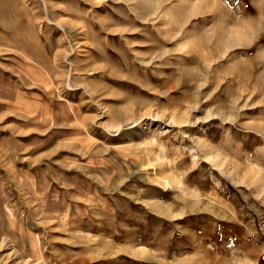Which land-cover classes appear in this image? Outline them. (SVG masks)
I'll return each mask as SVG.
<instances>
[{
    "label": "rangeland",
    "instance_id": "1",
    "mask_svg": "<svg viewBox=\"0 0 264 264\" xmlns=\"http://www.w3.org/2000/svg\"><path fill=\"white\" fill-rule=\"evenodd\" d=\"M0 264H264V0H0Z\"/></svg>",
    "mask_w": 264,
    "mask_h": 264
},
{
    "label": "bare ground",
    "instance_id": "2",
    "mask_svg": "<svg viewBox=\"0 0 264 264\" xmlns=\"http://www.w3.org/2000/svg\"><path fill=\"white\" fill-rule=\"evenodd\" d=\"M234 34V33H233ZM233 38V37H232ZM236 38V37H235ZM233 40V39H232ZM229 42H227L228 44ZM236 44V43H235ZM233 46V44H231ZM230 46V45H229ZM222 47V46H221ZM231 47V46H230ZM226 48V47H225ZM222 49V48H221ZM206 59V58H205ZM207 60V59H206ZM167 181V180H166ZM168 183V182H167Z\"/></svg>",
    "mask_w": 264,
    "mask_h": 264
}]
</instances>
